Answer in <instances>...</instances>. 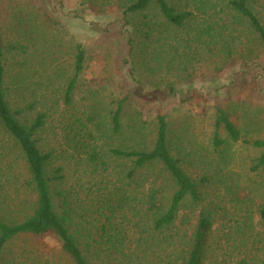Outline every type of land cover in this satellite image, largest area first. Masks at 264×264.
<instances>
[{
  "label": "rangeland",
  "instance_id": "rangeland-1",
  "mask_svg": "<svg viewBox=\"0 0 264 264\" xmlns=\"http://www.w3.org/2000/svg\"><path fill=\"white\" fill-rule=\"evenodd\" d=\"M116 1L0 0L7 100L20 111L24 126L41 118L35 140L42 154L51 155L47 175L61 177L58 188L70 194L77 222L89 229L107 215L105 187L121 186L131 168L108 151L151 149L162 115L170 154L191 179L205 180L201 201L185 200L180 207L184 224L177 253L188 252L205 210L213 216L202 264H264L259 217L264 165L255 167L264 150L244 142L264 141V50L256 34L229 9L230 0H167L192 12L193 19L184 29L167 30L173 40L162 52L156 44L147 49L136 36L135 55L157 51L164 58L159 64L158 56L140 59L133 69L131 36ZM247 3L264 25V0ZM79 47L83 68L66 101ZM120 102L121 129L113 133L112 114ZM218 110L240 131L241 141L233 143L220 128L224 144L214 146ZM93 153L100 154L97 160L92 161ZM26 177L20 151L0 128V220L5 223L20 222L31 210L35 195L23 184ZM174 192L168 183L167 196ZM121 215L113 224L133 230L134 213ZM164 246L165 253L174 251ZM0 264L68 263L59 240L48 233L9 243Z\"/></svg>",
  "mask_w": 264,
  "mask_h": 264
},
{
  "label": "trees",
  "instance_id": "trees-1",
  "mask_svg": "<svg viewBox=\"0 0 264 264\" xmlns=\"http://www.w3.org/2000/svg\"><path fill=\"white\" fill-rule=\"evenodd\" d=\"M116 4L122 9L127 32L131 36L128 44L133 69L140 59L158 56L155 62L159 64L164 58L157 51L150 57L135 55L133 43L136 36L142 38V45L147 49L156 44L162 52L173 40V37L166 35L167 30L184 29L193 19L192 12L178 10L167 0H117ZM228 6L246 20L264 50V25L248 6L247 0H230ZM83 62L84 52L79 47L75 55V76L67 87L66 101H69ZM168 95L170 96L169 92ZM122 104L123 102L118 103L112 114L113 133H118L121 129ZM19 115L20 111H13L7 100L6 66L0 30V128L20 151L27 172L23 184L35 195L31 210L22 221L8 224L0 220V257L6 246L16 239L53 233L61 244V252L68 264H202L212 226L211 212L200 211L188 252L182 256L175 249L180 245L179 232L184 224L183 219L180 222L179 218L180 207L185 200L192 203L201 201L200 187L205 180L197 182L191 179L183 171L180 161L170 154L164 116L158 115L156 118V134L151 149L113 148L108 151L112 157L130 162L131 168L121 186H114L110 182L112 185L105 187L102 203L105 205L103 213L107 215L103 221L95 220L87 229L76 220L69 201L70 194L58 188L61 177L47 175L46 166L51 155L42 154L35 140L36 132L42 125L41 118L38 117L30 127H26L18 119ZM220 128H223L233 143L241 141L240 131L223 111L218 110L213 134L216 148L224 144L218 135ZM244 142L253 148L264 150V141ZM97 154L90 155L92 161L97 160ZM100 159L98 157V161ZM262 165L264 151L255 167L257 169ZM168 183L175 186V192L170 197L166 194ZM119 212L121 216L134 213L136 219L133 230L122 229L118 227L119 224H113L112 220ZM259 217L264 222V206L259 211ZM164 245L172 247L174 251L165 253ZM257 258L258 256H253V260Z\"/></svg>",
  "mask_w": 264,
  "mask_h": 264
}]
</instances>
